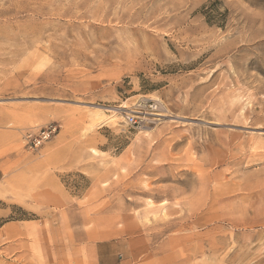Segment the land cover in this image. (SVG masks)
I'll use <instances>...</instances> for the list:
<instances>
[{"label": "rangeland", "instance_id": "rangeland-1", "mask_svg": "<svg viewBox=\"0 0 264 264\" xmlns=\"http://www.w3.org/2000/svg\"><path fill=\"white\" fill-rule=\"evenodd\" d=\"M0 264H264V0H0Z\"/></svg>", "mask_w": 264, "mask_h": 264}, {"label": "built area", "instance_id": "built-area-1", "mask_svg": "<svg viewBox=\"0 0 264 264\" xmlns=\"http://www.w3.org/2000/svg\"><path fill=\"white\" fill-rule=\"evenodd\" d=\"M141 106V105H140ZM147 107L151 110H156V103H153V104H147ZM126 124L129 125V126H134L136 124H138V119L135 115H128L126 117ZM55 131V129L53 127H50V128H47V129H44L42 132H41V137L43 138H47L50 136V134H52L53 132Z\"/></svg>", "mask_w": 264, "mask_h": 264}, {"label": "bare ground", "instance_id": "bare-ground-1", "mask_svg": "<svg viewBox=\"0 0 264 264\" xmlns=\"http://www.w3.org/2000/svg\"><path fill=\"white\" fill-rule=\"evenodd\" d=\"M158 116H160V115H158Z\"/></svg>", "mask_w": 264, "mask_h": 264}]
</instances>
